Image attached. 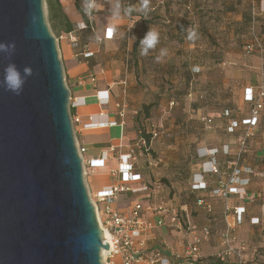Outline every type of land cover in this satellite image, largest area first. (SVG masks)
I'll return each mask as SVG.
<instances>
[{"label":"rangeland","instance_id":"rangeland-1","mask_svg":"<svg viewBox=\"0 0 264 264\" xmlns=\"http://www.w3.org/2000/svg\"><path fill=\"white\" fill-rule=\"evenodd\" d=\"M42 1L46 24L55 37ZM146 2V9L145 0H141L135 8L137 11L130 12L135 19L130 25L129 46L135 53L140 52V40L149 28L167 38L159 40L155 48L150 49L149 53L154 54L152 57L141 56V59H149L146 63L151 65L141 73L136 71L131 75L132 82L142 86L132 93L133 104H139L137 112H141L142 105H151L148 110L150 118L144 120L145 112H142L140 123L147 131L150 122L159 130L149 151V156L157 162L156 169L161 168L166 157H172L177 158L174 164L194 167L196 172L212 159L218 167L219 163L225 168L228 162H234L238 171L246 165L251 171L246 174L248 180H244V173L237 175L243 179V186L236 184L241 193L224 198L211 193L218 179L224 177L225 182L229 180V169H225V174L220 168H217V175L206 174L211 177L206 176L208 190L202 193L190 190L189 177H172L170 171L161 169L156 177L163 187L160 196L177 213L180 223L179 227L170 228L178 236L170 252L182 256L193 238L192 232L201 236V231L206 228L209 235L202 240L200 255L194 264H210L219 260L218 255L225 248L224 234L230 228L229 245L242 256L243 263L264 264V107L256 125L250 127L244 123L250 115V104L241 101L246 84L264 85V12L259 10L261 0ZM258 45L263 53L258 51ZM59 47V42L58 45L56 42L57 52ZM248 47L251 50L248 51ZM105 50L110 57L104 60L119 61L117 42L110 43ZM113 68H116V63ZM63 78L67 88L64 72ZM170 102L174 103L171 108ZM224 110H229L232 119L240 124L232 133L227 131L228 120L222 117ZM135 116L136 113L130 114L133 121ZM201 117L212 119L211 128L207 129L199 122ZM75 130L76 127L72 126L73 138L78 143ZM224 146L229 147L225 155L221 153ZM214 149L218 153L209 155V150ZM196 150H201L204 155H197ZM200 196L211 204L210 213L196 205ZM234 207L245 208L240 223L233 218ZM236 253H231L225 261L236 263ZM101 264H105L103 258Z\"/></svg>","mask_w":264,"mask_h":264},{"label":"water","instance_id":"water-1","mask_svg":"<svg viewBox=\"0 0 264 264\" xmlns=\"http://www.w3.org/2000/svg\"><path fill=\"white\" fill-rule=\"evenodd\" d=\"M3 69L32 68L19 95L0 86V264H101L102 230L83 181L69 91L42 0H0Z\"/></svg>","mask_w":264,"mask_h":264},{"label":"crops","instance_id":"crops-1","mask_svg":"<svg viewBox=\"0 0 264 264\" xmlns=\"http://www.w3.org/2000/svg\"><path fill=\"white\" fill-rule=\"evenodd\" d=\"M58 1L62 7L63 14L73 26V30L69 33H65L63 30L56 27L54 28V24L48 21V17L47 22L52 32L56 34L54 38L57 45L58 42L60 44L58 56L63 67L64 77L67 81V89L70 96L77 102V105L72 108L71 114L72 116L79 117L83 124L87 123L88 119L91 117L95 122H102L105 120L108 123L114 124L113 126L87 130H83L80 126L76 128L77 142L86 149L84 154L86 160L97 159L102 152L107 151L112 146L116 149L114 153L110 154L111 157L106 160L103 165L93 169H85L83 181L89 196L95 195L114 183L115 179L112 177L111 173L118 168L119 157L128 154L132 155L130 161L134 165L135 173L150 187L153 183L157 182L156 177L160 174V170L162 169L164 171H170L172 177L176 175L186 178L189 177L191 180V183L189 182L190 190L193 193L207 191L208 179L206 178V174L204 175L203 182L206 184L207 190L194 191L191 189L194 182V175L200 173L202 169L196 172L194 167L188 168L187 166H181L182 164H174V162H177V158L174 159L172 157H166L161 168L156 169L157 162L151 158L149 154L144 155L139 149L134 147L135 138L137 137V128L130 114H135L138 111L139 104H133L134 98L132 93L136 88L140 89L142 86L139 87L137 83H133L131 75L136 71L141 73L147 65H151V63H146V60L148 61L149 59H141V56L152 57L154 54L148 53L147 55H141L140 52L135 53L133 49L130 48V25L134 21L135 16L130 15L131 13L125 5V0ZM44 3L47 14L46 0H44ZM137 3L138 2L133 3L132 11H137L135 9ZM89 5H91V8H89ZM78 8L82 11L87 21L83 20L82 13H80ZM259 10L261 11L260 5ZM82 23L85 25V29L80 28V24ZM109 29L113 31V37L111 39L106 36L107 30ZM132 35L134 36V34ZM71 39L76 41L75 47ZM166 39V36L162 34L159 35V40ZM132 40H134V38ZM112 42L118 43L117 56L119 61L116 62L104 60V58L110 57L106 53L105 48ZM85 53L91 55L87 59H83L82 55ZM260 53H263V49H261ZM115 63L116 68H113ZM169 66H172L171 62H169ZM189 67L191 68V66ZM91 80L94 81L92 82ZM262 86L264 88L263 84L257 85L254 84V82L246 84L242 90L241 101L249 104L245 101V93L249 88L252 90L254 99L257 100L260 87ZM144 90H146V88H144ZM105 96L108 98L107 107H104L99 99ZM116 105H119V107ZM133 109H135V111ZM120 112H124L123 117H120ZM100 114L103 116H100ZM199 119L200 118H198V120ZM171 121H175V119H171ZM224 148L221 153L225 155L229 147L224 146ZM196 152L197 155L203 153L201 150H196ZM142 162H144V164H142ZM146 163L148 167H146ZM197 166L199 165L197 164ZM203 166H205V163L202 167ZM216 167L222 170V174H225V169H229L228 178L236 177L244 173V180H248L246 174L251 172L248 165L244 168L240 167V171H238L234 162H228L225 168L220 166V163L219 167L217 164ZM236 172H238L237 175H235ZM217 174H219V169L216 174L208 175L214 176ZM224 179V177L218 179L215 188L219 187V185L222 186L225 182ZM238 180L240 186H243L241 183L243 179L238 176ZM228 181L229 180L225 182V187L231 186ZM237 185L235 184L233 186L238 188V191L241 193V189ZM162 190L163 189H161V191ZM153 195L154 192L151 190L137 195L123 193L116 197L114 206L118 208L120 212L125 213L134 203L139 202L144 205H155L159 201H157L158 198ZM228 195L230 197L237 196V194ZM145 217L152 220L149 214H146ZM144 238L146 239V244L150 251L161 250L165 256L171 259L170 250L173 245H176V240L178 239L177 233L173 231V229H170V227L158 228ZM112 261L113 263L110 261L111 264H122L119 257L113 258ZM172 263L189 264L181 261L175 262L173 260Z\"/></svg>","mask_w":264,"mask_h":264},{"label":"built area","instance_id":"built-area-1","mask_svg":"<svg viewBox=\"0 0 264 264\" xmlns=\"http://www.w3.org/2000/svg\"><path fill=\"white\" fill-rule=\"evenodd\" d=\"M140 0H127V4L137 2ZM261 12H264V0L260 4ZM81 29H85V25L80 24ZM107 38L111 39L113 37L112 29L107 30ZM73 46H76V41L71 39ZM259 52H261V46L258 45ZM247 50H251L250 47ZM91 54L85 53L83 56L88 58ZM92 82L94 80H91ZM99 97V96H98ZM100 102L104 107L108 105V98L102 97L99 98ZM263 99H264V88L260 87L259 95L257 100L254 99L252 95V90L249 88L245 93V101L252 104L250 115L245 124L254 126L257 123L259 113L263 108ZM77 105L75 100H72L69 96L68 107L69 111L72 110ZM174 103H169V108L173 107ZM119 107V105H116ZM124 112H120V117H123ZM224 116H228V112L223 113ZM100 116H103L100 114ZM71 127L80 126L83 130L100 128L105 126H113V123H108L107 121L95 122L91 117L88 119V122L83 124L79 117L72 116L70 114ZM199 122L207 129L211 128L212 119L208 117H201ZM236 122L234 120L230 121V126L228 131L231 132L233 128L236 127ZM76 131V130H75ZM158 136L155 125H151V140L155 139ZM76 151L78 156L81 159L82 170L86 168H96L104 164L108 160L112 153L115 152V147H110L107 151L101 153L97 159L86 160L84 154L86 149L78 143H76ZM147 143L144 139H139L134 147L136 149H141L142 147L148 149ZM209 155L213 156L218 153V150H209ZM203 156L204 154H199ZM132 155H121L119 157L118 168L112 171V177L115 179L114 183L104 190L99 191L93 196H89V200L94 207L96 219L98 222L99 228L102 230V233L108 235V242L102 236V243L109 245V250H103L101 252V259L103 258L105 264L113 263L112 259L119 257L122 261V264H173L172 260L181 261L185 263L192 264L199 258L200 255V246L202 240L207 239L209 231L206 228H203L201 231V236H198L193 231V238L189 245L186 247L184 254L181 256L178 253L170 252V257L165 256L161 250L150 251L146 244V235L151 234L154 230L162 227H179V219L177 213L172 211L160 197L161 185L156 182L150 187L145 184L141 177L135 173L134 165L130 161ZM207 165V166H206ZM218 172L216 163L212 161L205 163V166L202 167V171L194 175L193 184L191 189L194 191H205L207 190L206 184L203 182L205 174H216ZM236 172L235 175H237ZM239 184V180L236 177L229 179L230 187L220 186L218 189H214L212 194L216 196H221L226 198L228 194H237L239 195V189L233 185ZM243 183V182H241ZM248 183L247 181L245 182ZM154 192V197L158 198L155 205L142 203H134L125 213H122L114 206L116 197L120 194H131L137 195L141 193H146L148 191ZM196 205L201 208L203 211L210 213L212 211L211 204L206 202L203 198H198ZM229 210L226 208V211ZM233 218L236 219L237 223L241 222L245 209L243 207H234ZM146 214L152 218L149 219L145 217ZM192 229H195L193 226ZM229 231L230 228L224 234V244L225 248L218 255V258L221 262L225 261V258L231 253H236L235 250L229 245ZM237 262L236 264H243L242 256L237 252L236 253ZM175 261V262H176Z\"/></svg>","mask_w":264,"mask_h":264},{"label":"trees","instance_id":"trees-1","mask_svg":"<svg viewBox=\"0 0 264 264\" xmlns=\"http://www.w3.org/2000/svg\"><path fill=\"white\" fill-rule=\"evenodd\" d=\"M141 1V0H140ZM140 1H137V2H140ZM262 1V0H261ZM135 3V2H133ZM133 3H129L127 4V0H125V5L126 7L128 8H131L133 7ZM46 6H47V17H48V21L51 22L52 24H54V28H58L60 30H63L65 33H69L73 30V26L68 22L66 16L63 14L62 12V7L59 3L58 0H46ZM78 10L80 11V13H82V11L78 8ZM82 17H83V20L84 21H87L86 17L83 15L82 13ZM87 23V22H86ZM258 48V47H257ZM259 51V49H258ZM83 59H87L85 58L83 55H82ZM249 103V102H248ZM250 104V109H249V113H250V110H251V107H252V104ZM151 105H142V109H141V112H136V116L134 117V123L136 125V128H137V137L135 138V143L141 138V139H144L145 142L147 143V150L146 148L142 147L141 149H139L142 154L144 155H148L149 154V151L151 149V145H152V142L153 140H151V125H154L152 124L151 122L148 124V131L146 129L145 126H143L142 123H140V116L142 114V112H145V115L143 116V119L144 120H147L150 118L149 114H148V110L150 108ZM227 111L228 112V116H224L223 113ZM224 112H222V117L227 119L228 120V124H227V131H228V128L230 126V121L231 120H234L236 122V127L232 129L231 132L229 133H232L234 132L237 127L240 125L238 123L237 120L235 119H232L231 117V114H230V111L229 110H224ZM70 114H71V111H70ZM72 115V114H71ZM156 127V126H155ZM158 132V130H157ZM159 135V134H158ZM158 137V136H157ZM156 137V138H157ZM155 138V139H156ZM161 185V184H160ZM161 189H163L162 185H161ZM162 193V191H161ZM212 194V193H211ZM161 197V196H160ZM199 198H203L204 199V196H200ZM198 199V198H197ZM205 200V199H204ZM210 264H230L226 261L224 262H221L220 260H215L213 262H211ZM233 264H236V263H233ZM244 264V263H243Z\"/></svg>","mask_w":264,"mask_h":264},{"label":"clouds","instance_id":"clouds-1","mask_svg":"<svg viewBox=\"0 0 264 264\" xmlns=\"http://www.w3.org/2000/svg\"><path fill=\"white\" fill-rule=\"evenodd\" d=\"M91 8V5H89ZM144 8H147V2L145 0ZM132 11L131 8L128 10ZM191 38V37H190ZM159 42L158 32L149 28L143 38L140 40L139 48L141 55H147L150 49H154ZM15 45L12 43L4 44L0 43V53L8 54L11 50H14ZM32 75V68L25 66L23 70L17 68L14 63H9L3 69V79L0 81V86H3L5 90L10 91L14 94L19 95L23 90L26 78Z\"/></svg>","mask_w":264,"mask_h":264},{"label":"bare ground","instance_id":"bare-ground-1","mask_svg":"<svg viewBox=\"0 0 264 264\" xmlns=\"http://www.w3.org/2000/svg\"><path fill=\"white\" fill-rule=\"evenodd\" d=\"M103 238L106 239V241L108 242V235L106 233H102Z\"/></svg>","mask_w":264,"mask_h":264}]
</instances>
